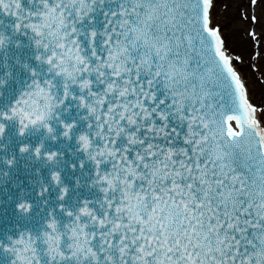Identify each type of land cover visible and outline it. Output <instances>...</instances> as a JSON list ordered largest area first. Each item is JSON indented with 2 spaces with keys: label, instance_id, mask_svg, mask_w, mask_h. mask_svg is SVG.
<instances>
[{
  "label": "snow or ice",
  "instance_id": "6c2138e0",
  "mask_svg": "<svg viewBox=\"0 0 264 264\" xmlns=\"http://www.w3.org/2000/svg\"><path fill=\"white\" fill-rule=\"evenodd\" d=\"M219 4L0 0V264H264V104ZM239 23L255 70L264 0Z\"/></svg>",
  "mask_w": 264,
  "mask_h": 264
},
{
  "label": "rangeland",
  "instance_id": "374dc122",
  "mask_svg": "<svg viewBox=\"0 0 264 264\" xmlns=\"http://www.w3.org/2000/svg\"><path fill=\"white\" fill-rule=\"evenodd\" d=\"M225 2L231 5L227 11L223 10ZM245 2L246 0H220L217 12L224 18L222 22L227 29L225 35L230 51L243 57V62L237 67L248 87L249 97L253 104L260 105L264 104V60L256 61V68L253 69L250 58L253 45L243 30L245 25L239 23L241 6ZM229 16L232 18L230 21L227 20Z\"/></svg>",
  "mask_w": 264,
  "mask_h": 264
}]
</instances>
